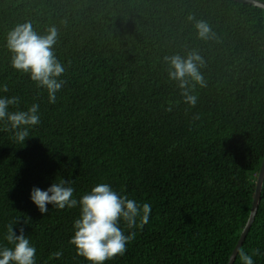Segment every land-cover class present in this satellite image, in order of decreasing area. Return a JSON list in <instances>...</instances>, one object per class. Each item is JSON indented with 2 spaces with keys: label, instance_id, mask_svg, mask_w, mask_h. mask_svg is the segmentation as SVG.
I'll list each match as a JSON object with an SVG mask.
<instances>
[{
  "label": "trees",
  "instance_id": "16d2710c",
  "mask_svg": "<svg viewBox=\"0 0 264 264\" xmlns=\"http://www.w3.org/2000/svg\"><path fill=\"white\" fill-rule=\"evenodd\" d=\"M264 2V0H256ZM195 20L215 37L198 38ZM30 21L59 31L65 83L47 90L11 67L6 34ZM197 50L207 86L183 102L164 56ZM8 86L7 93L2 91ZM39 105L25 144L0 122V246L9 223L24 229L36 264H88L69 241L79 207L48 205L33 188L72 181L79 200L98 183L148 203L149 222L123 256L105 264H227L248 219L264 156V9L233 0H0V97ZM171 107V111L167 109ZM198 116L199 118H195ZM240 249L264 264V181ZM239 249V250H240ZM62 251L59 259L52 253ZM239 252V251H238ZM233 264H242L238 253Z\"/></svg>",
  "mask_w": 264,
  "mask_h": 264
},
{
  "label": "clouds",
  "instance_id": "9594fccd",
  "mask_svg": "<svg viewBox=\"0 0 264 264\" xmlns=\"http://www.w3.org/2000/svg\"><path fill=\"white\" fill-rule=\"evenodd\" d=\"M195 21L194 27L199 39L208 41L215 37L211 25L204 20ZM59 38V31L50 26L46 34L34 30L30 21L14 25L6 34V45L11 57V67L17 72L27 75L37 88L47 90L49 103L56 102V93L61 90L65 81L60 77L65 73V66L58 60L54 48ZM163 62L168 65V79L177 82L183 102L190 108H195L198 102L196 87L207 86L201 69L205 65L203 57L197 50L188 52L185 56L174 54L164 56ZM2 91L7 93L5 84ZM19 98L16 96L0 97V122H4L7 131L14 133V139L25 144L29 138V128L40 123L39 105L33 104L27 110L10 111V106L19 108ZM169 107L167 111H171ZM195 118H199L196 116ZM73 182L61 178L55 181L47 190L33 188L30 199L40 213L48 212V205L64 210L79 207V217L74 221V235L69 243L75 247L76 254L88 264H105L118 256H123L127 245L135 238V231L125 234L120 227L123 222L128 229L143 227L149 222L151 205H141L135 199L115 191L107 183H98L79 200L74 197ZM19 223H9L5 240L8 246H0V264H36V248L30 238L19 229V235L14 227ZM255 249L252 255H258ZM62 251L52 253V259L62 257ZM252 255L243 249L238 252L242 264H254Z\"/></svg>",
  "mask_w": 264,
  "mask_h": 264
},
{
  "label": "water",
  "instance_id": "95a60500",
  "mask_svg": "<svg viewBox=\"0 0 264 264\" xmlns=\"http://www.w3.org/2000/svg\"><path fill=\"white\" fill-rule=\"evenodd\" d=\"M233 1L238 2V3H242V4L254 5V6L261 7L264 9V2H260V1H256V0H233ZM263 181H264V156L262 158L261 165H260L259 171H258L257 176H256L254 193H253V197H252L251 208H250V213H249L248 219L244 225V228L242 229V231L240 233V236L237 240L235 247L233 248V250L231 252V255L229 257L227 264H233L235 257L237 255L240 247L242 246L243 241L245 240V237L248 234L250 227H251V225L255 219V215H256L257 209H258V204L260 201V194H261Z\"/></svg>",
  "mask_w": 264,
  "mask_h": 264
}]
</instances>
